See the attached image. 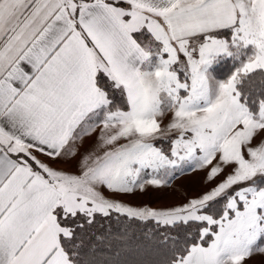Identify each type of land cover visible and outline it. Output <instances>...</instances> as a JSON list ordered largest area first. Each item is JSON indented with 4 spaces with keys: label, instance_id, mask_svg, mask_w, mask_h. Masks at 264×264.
Returning <instances> with one entry per match:
<instances>
[{
    "label": "snow or ice",
    "instance_id": "6c2138e0",
    "mask_svg": "<svg viewBox=\"0 0 264 264\" xmlns=\"http://www.w3.org/2000/svg\"><path fill=\"white\" fill-rule=\"evenodd\" d=\"M257 257L264 0H0V264Z\"/></svg>",
    "mask_w": 264,
    "mask_h": 264
},
{
    "label": "rangeland",
    "instance_id": "374dc122",
    "mask_svg": "<svg viewBox=\"0 0 264 264\" xmlns=\"http://www.w3.org/2000/svg\"><path fill=\"white\" fill-rule=\"evenodd\" d=\"M165 123H167V120H165ZM164 146L166 147V145ZM55 167L64 166L55 165ZM204 178V172L195 171L180 176L168 188L160 190L149 188L145 193L136 192L134 195L127 196H113L107 192H105V195L134 206L148 205L152 208H167L184 203L187 197H195L207 191L212 185H207ZM248 264H261V258L257 257L248 261Z\"/></svg>",
    "mask_w": 264,
    "mask_h": 264
},
{
    "label": "crops",
    "instance_id": "0c3cea01",
    "mask_svg": "<svg viewBox=\"0 0 264 264\" xmlns=\"http://www.w3.org/2000/svg\"><path fill=\"white\" fill-rule=\"evenodd\" d=\"M41 159H44L43 157H41Z\"/></svg>",
    "mask_w": 264,
    "mask_h": 264
}]
</instances>
